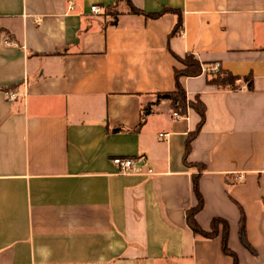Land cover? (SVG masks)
<instances>
[{
  "label": "crops",
  "instance_id": "crops-1",
  "mask_svg": "<svg viewBox=\"0 0 264 264\" xmlns=\"http://www.w3.org/2000/svg\"><path fill=\"white\" fill-rule=\"evenodd\" d=\"M129 2L172 11L0 0V264H233L221 231L207 238L186 223L195 163L205 165L197 223L226 219L238 264H264V0ZM186 53L203 69L180 81L205 120L185 155L199 115L174 116L156 93L174 89ZM215 62L251 74L252 88L208 84ZM151 102L138 131L113 129L134 128ZM116 156L135 159L130 172Z\"/></svg>",
  "mask_w": 264,
  "mask_h": 264
},
{
  "label": "trees",
  "instance_id": "trees-1",
  "mask_svg": "<svg viewBox=\"0 0 264 264\" xmlns=\"http://www.w3.org/2000/svg\"><path fill=\"white\" fill-rule=\"evenodd\" d=\"M126 1L130 4L129 0ZM130 11L133 13H142L146 18H157L168 11H172V9L162 8L161 10L156 12H144L143 10L136 8L130 4ZM180 25H181V14L177 10V22L175 23V26L173 27L171 33L177 32ZM176 58L183 64V68L174 70V89L170 91L157 92L156 99L157 100L167 99L170 103L171 110L173 112H177L180 116L186 115L188 108H192L198 113L199 120L195 128L192 131L188 132L185 140V155H186V153L189 151L192 138L199 132L205 120V104L202 100L199 99L198 96H196L194 99L187 98L186 91L180 81V77L197 76L202 73L203 68L200 61L191 53H186L183 57L176 56ZM206 77H207L206 81L208 84H214L218 88H222V89L238 88L237 81L240 79L246 81L248 89L252 88L251 74L240 76L219 67L218 70L215 72L212 70H208V72H206ZM151 104L152 102L147 103L142 107L139 121L134 128L129 129L118 126V127H114L113 129L114 130L124 129L126 131H133V132L138 131L139 128L144 124L146 116L151 111ZM193 165H195L198 170V173L192 176V188L196 197V203L186 210L185 212L186 223L193 231V233L199 234L207 238L215 237L216 235L219 234V231H221L220 232L221 247L223 252L232 257L233 264H238V259L235 252L228 246L227 243L228 222L226 221V219L219 216L213 217L210 221L209 229H203L195 219V214L198 211H200L203 206V198L198 189V178L200 176V172L204 170L205 165L203 163H195ZM243 222H244V215L241 212L240 223L242 226H243Z\"/></svg>",
  "mask_w": 264,
  "mask_h": 264
},
{
  "label": "built area",
  "instance_id": "built-area-1",
  "mask_svg": "<svg viewBox=\"0 0 264 264\" xmlns=\"http://www.w3.org/2000/svg\"><path fill=\"white\" fill-rule=\"evenodd\" d=\"M90 10L95 13H100L102 12L103 9L98 5H91ZM182 35L183 34L181 33L180 36ZM219 67H220V63L215 62L210 67V70L215 72L218 70ZM6 94L8 95V98L10 99H14L17 95L14 90L6 91ZM173 115L176 117L179 116L176 112H173ZM112 162L119 168L120 172L127 173L131 171L133 164L135 162V159L129 156H116L112 159Z\"/></svg>",
  "mask_w": 264,
  "mask_h": 264
},
{
  "label": "rangeland",
  "instance_id": "rangeland-1",
  "mask_svg": "<svg viewBox=\"0 0 264 264\" xmlns=\"http://www.w3.org/2000/svg\"><path fill=\"white\" fill-rule=\"evenodd\" d=\"M177 113V112H176ZM178 114V113H177ZM179 115V114H178Z\"/></svg>",
  "mask_w": 264,
  "mask_h": 264
}]
</instances>
